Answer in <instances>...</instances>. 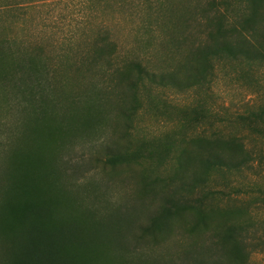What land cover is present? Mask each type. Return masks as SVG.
Listing matches in <instances>:
<instances>
[{
    "label": "rangeland",
    "instance_id": "rangeland-1",
    "mask_svg": "<svg viewBox=\"0 0 264 264\" xmlns=\"http://www.w3.org/2000/svg\"><path fill=\"white\" fill-rule=\"evenodd\" d=\"M199 4L54 0L0 10V79L35 71L51 103L44 110L37 99L31 108L18 105L0 80V172L21 174L29 186L38 181L58 219L91 225L119 210L135 223L127 252L96 245L84 257L91 264H184L183 252L216 227L264 221V162L254 161L247 171L210 174L206 187L218 194L207 205L214 212L205 228L192 231V217L184 214L166 233L141 236L164 186L184 177L177 170L181 151L198 155L195 138H234L264 150V63L213 61L206 82L183 88L191 53L207 38ZM131 62L155 77L139 81L136 110L125 120ZM118 153L116 164L107 162ZM247 264H264V252L252 253Z\"/></svg>",
    "mask_w": 264,
    "mask_h": 264
},
{
    "label": "trees",
    "instance_id": "trees-1",
    "mask_svg": "<svg viewBox=\"0 0 264 264\" xmlns=\"http://www.w3.org/2000/svg\"><path fill=\"white\" fill-rule=\"evenodd\" d=\"M53 2L0 0V10L22 11L26 9L25 3L31 7L48 6ZM196 10L200 18L206 15L207 38L191 53L189 75L183 88L206 82L213 61L241 59L264 63V0H201ZM127 71L133 76L121 77L131 91L128 106L120 112L125 120L136 110L135 90L139 81L155 77L137 62L129 63ZM22 74L18 69L13 76L3 75L0 80L14 91L16 104L31 108V103L37 99L40 108L46 109L51 103L44 98L35 71L25 79ZM167 78L168 82L175 80L173 75ZM21 94L24 100L20 99ZM192 143L198 155L193 157L189 151H181L177 170L184 177L179 178L177 186L173 178L164 186L161 204L141 228V236L156 237L166 233L170 223L184 214L192 217V231L205 228L208 214L214 212L208 210L207 205L218 194L206 187L210 174L240 173L249 170L254 161L264 162V150L256 151L234 138L198 137ZM112 155L107 162L116 164L120 155ZM38 186V181L34 180L30 186L26 185L21 174L9 177L0 174V264H91L84 257L96 245L127 252V238L132 236L135 224L130 215L116 210L95 219L91 225L58 219L55 204ZM221 213L227 215L230 210L225 208ZM263 252L264 221L254 222L249 218L216 227L205 242L193 243L185 250L182 260L184 264H247L252 253ZM131 264L145 263L139 259Z\"/></svg>",
    "mask_w": 264,
    "mask_h": 264
}]
</instances>
